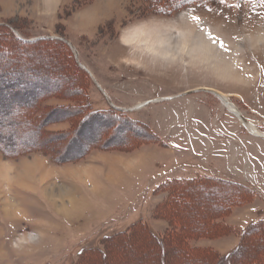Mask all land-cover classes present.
I'll return each instance as SVG.
<instances>
[{
  "label": "rangeland",
  "instance_id": "rangeland-1",
  "mask_svg": "<svg viewBox=\"0 0 264 264\" xmlns=\"http://www.w3.org/2000/svg\"><path fill=\"white\" fill-rule=\"evenodd\" d=\"M261 36L264 0H0V264H264V140L203 90L264 132Z\"/></svg>",
  "mask_w": 264,
  "mask_h": 264
},
{
  "label": "trees",
  "instance_id": "trees-1",
  "mask_svg": "<svg viewBox=\"0 0 264 264\" xmlns=\"http://www.w3.org/2000/svg\"><path fill=\"white\" fill-rule=\"evenodd\" d=\"M191 1V0H190ZM18 41V40H16ZM23 45L22 46H37V45H41L43 43H48L46 42L45 40H41V41H37V42H25L24 40L23 41H20ZM81 72V71H80ZM82 73V72H81ZM29 111V107H26L25 108L23 107V109H20V112H22L23 115H26ZM28 122V121H27ZM27 123H23L21 125V128H24V126H26ZM29 126V125H28ZM33 132H31L29 130V134H32ZM35 136V135H34ZM25 139H21L18 143H19V146H21L20 143H22ZM34 140H32V142L30 143V146L24 148L23 146H21V151L23 150H27V151H33L37 146H32L34 145ZM2 150H4L6 153H8V151L6 150V148L2 147ZM205 181H209V182H215V183H220L222 185H226L228 187H238V190L240 191L239 193H243L244 195H250V191L248 192L246 189L245 191L242 192V189H241V186L239 185H236L235 183H231V182H228L226 180H221V179H212V178H207L205 179ZM180 184H182V186H186V185H190L191 184V181H184V182H180ZM245 195V196H246ZM240 199V198H239ZM244 199V197H243ZM250 199H251V195H250ZM262 227H264V221H261V222H258V223H255V224H252L247 230H245L244 232V236L245 238L247 237H252L254 233H256V231H258L259 229H261ZM255 245V244H254ZM257 246V245H255ZM242 246H238V248L234 251H232L231 253H228L227 255H225L222 259V261L218 262L217 264H220L221 262H224L225 264H233L235 263L238 259H239V256L238 255H241L240 252L242 251ZM209 252V251H208ZM210 253H207L206 254H203V255H209ZM211 255V254H210ZM252 258L248 259L247 262H252ZM204 264V263H203ZM222 264V263H221Z\"/></svg>",
  "mask_w": 264,
  "mask_h": 264
},
{
  "label": "bare ground",
  "instance_id": "bare-ground-1",
  "mask_svg": "<svg viewBox=\"0 0 264 264\" xmlns=\"http://www.w3.org/2000/svg\"><path fill=\"white\" fill-rule=\"evenodd\" d=\"M264 39V36H261L260 38H258L257 42L259 41H263ZM164 54H170V51H165ZM87 70V69H86ZM88 71V70H87ZM90 73V72H89ZM92 75V78L93 80L95 81V78L93 76L92 73H90ZM96 83V81H95ZM97 84V83H96ZM97 86L99 88H101L98 84ZM103 89V88H102ZM204 91H209L211 92L212 94H214L222 103H223V106L229 110V112H231L233 115H235L241 122L242 124L246 127V129L248 130V132L253 135L254 137H259L261 139L264 140V132L260 131L253 123L247 121L244 116L242 115V113L238 110V108L230 101L229 97L224 95L223 93H220L218 91H215V90H210L208 88H204L203 89ZM104 91V89H103ZM173 97H166V98H157V99H154V100H151L149 102H145L137 107L134 108V111L135 110H138V109H141L143 107H145L146 105L150 104V103H159V102H163V101H168V100H171ZM31 174V173H30ZM1 192V190H0ZM1 195V194H0ZM34 237L31 236V240L33 239Z\"/></svg>",
  "mask_w": 264,
  "mask_h": 264
},
{
  "label": "snow or ice",
  "instance_id": "snow-or-ice-1",
  "mask_svg": "<svg viewBox=\"0 0 264 264\" xmlns=\"http://www.w3.org/2000/svg\"><path fill=\"white\" fill-rule=\"evenodd\" d=\"M221 2H224V0H221ZM195 21H197V23H200V17L199 16H193L192 17ZM202 32V29H201ZM208 40L212 43V44H219V48L224 50V51H228L227 45L224 43L223 40L220 39V37L218 36H213L211 35V33L208 34ZM127 42V41H126Z\"/></svg>",
  "mask_w": 264,
  "mask_h": 264
},
{
  "label": "water",
  "instance_id": "water-1",
  "mask_svg": "<svg viewBox=\"0 0 264 264\" xmlns=\"http://www.w3.org/2000/svg\"><path fill=\"white\" fill-rule=\"evenodd\" d=\"M15 32V31H14ZM16 33V32H15ZM36 40H38V39H34V40H29L28 42H32V41H36ZM76 60H77V58H76ZM77 63L79 64V66L82 68V69H84L91 77H92V75L89 73V71H87L86 70V68L85 67H83L80 63H79V61L77 60ZM94 81V80H93ZM95 83V82H94ZM95 85L97 86V84L95 83ZM98 87V86H97ZM99 88V87H98ZM103 93H104V91L101 89V88H99ZM105 94V93H104ZM106 95V94H105ZM109 100V99H108ZM109 103L113 106V104L110 102V100H109Z\"/></svg>",
  "mask_w": 264,
  "mask_h": 264
}]
</instances>
